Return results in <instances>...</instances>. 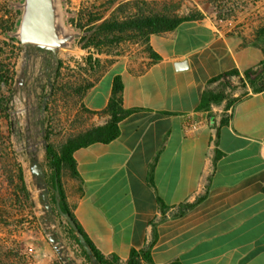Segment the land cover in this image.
Returning a JSON list of instances; mask_svg holds the SVG:
<instances>
[{
    "label": "crops",
    "instance_id": "0c3cea01",
    "mask_svg": "<svg viewBox=\"0 0 264 264\" xmlns=\"http://www.w3.org/2000/svg\"><path fill=\"white\" fill-rule=\"evenodd\" d=\"M236 3L194 1L201 18L157 20L148 43L160 59L122 57L84 94V107L101 112L120 76L123 107L136 109L115 140L76 150L79 176L62 179L67 205L104 255L264 264V89L254 90L264 84V55L247 30L216 18L217 5ZM236 77L246 92L222 93ZM206 92L223 98L202 108ZM108 120L93 115L86 128ZM190 121L199 128L186 135Z\"/></svg>",
    "mask_w": 264,
    "mask_h": 264
},
{
    "label": "rangeland",
    "instance_id": "374dc122",
    "mask_svg": "<svg viewBox=\"0 0 264 264\" xmlns=\"http://www.w3.org/2000/svg\"><path fill=\"white\" fill-rule=\"evenodd\" d=\"M9 1L0 0V99L3 96L8 98V110L4 112L0 108V135L10 137L22 164L30 198L36 204L38 227L27 223L19 229L10 228L5 233L10 246H14L15 241L19 244L25 255L24 264H52L56 259L62 260L50 236L57 238L65 264H87L80 249L68 238L67 221L50 214L45 204L41 203L43 188L38 187L40 181L31 171L32 162L38 160L46 178L50 171L45 153V133L49 134L50 142L59 147L70 134L87 127L92 116L83 111L82 101L75 90L98 77L91 68H99L102 73L122 57L139 59L147 54V45L131 32L117 34L111 44L103 43L104 39L94 41L88 37L77 41L71 49H61L57 63L51 52L25 48L6 37L5 33L15 27L19 17L16 10L9 7ZM194 1L201 0H66V9L76 14L75 25L81 20L83 30L87 31L114 15L124 17L135 14L140 8L156 21L173 22L180 16L197 12ZM217 8L216 18L221 24L241 27L239 31L247 30L255 45H262L260 31L264 28V0H238L231 9L224 4L217 5ZM60 63L62 67L57 82ZM54 81L60 87L55 94ZM8 88L11 89L9 93L6 91ZM238 89L246 92L239 78L222 81V93L231 95ZM41 122L43 125H36ZM62 179L66 180L67 175L63 174ZM19 201L22 202V198ZM48 203L55 207L49 199ZM17 208L16 220H20L25 216L22 217L19 212L26 214L27 211L20 203Z\"/></svg>",
    "mask_w": 264,
    "mask_h": 264
},
{
    "label": "trees",
    "instance_id": "16d2710c",
    "mask_svg": "<svg viewBox=\"0 0 264 264\" xmlns=\"http://www.w3.org/2000/svg\"><path fill=\"white\" fill-rule=\"evenodd\" d=\"M21 0H11L9 1V7L12 8L11 4ZM64 8L66 11V21L67 23L76 28L83 30V24L80 22L75 25L74 21L77 19L76 14L70 10L66 9V0H63ZM19 17L15 24V27L11 29L14 31L16 26L19 23L20 11L16 10ZM202 17V14L197 11L194 13H189L187 15L180 16L176 18L173 23L179 24L183 21L196 20ZM156 20L152 15H146L143 8L137 9L135 14H128L124 17L113 16L109 20H106L99 24L98 26L87 30L89 33L81 39H86L88 37L95 40L104 39L103 43L111 44L114 42L117 34H123L127 32L134 33L138 38L143 39L144 43L147 45V54L152 58L153 62L160 59L159 55L156 54L152 48L149 46V34L153 32L154 25ZM7 31L5 33L6 37L10 40L19 43L16 39L11 38L8 35ZM262 35V45H259L263 55H264V28L260 31ZM80 39V40H81ZM62 64L60 63L58 67V74L56 76L57 82H59L60 69ZM91 71L98 75L92 82L87 83L85 86H79L75 90L80 97L81 101L83 99L86 91L94 85V83L99 79V77L105 72L100 73V69L94 70L91 68ZM264 71V60L260 64V73ZM98 72V73H97ZM259 73V72H258ZM237 74L236 71L230 72L228 75ZM257 72L246 71L245 77L252 84L255 83L254 78H251L252 75L255 76ZM2 77H0L1 80ZM58 78V79H57ZM218 78H215L217 80ZM6 84V82H5ZM60 87L53 83V94L55 90ZM264 89V84L255 87L254 90L261 91ZM1 90V87H0ZM10 88L6 91L9 93ZM123 83L120 76H115L113 81V88L110 101L105 110L101 112H93L84 107L82 104L83 111L88 115H108L109 120L106 124L96 127H88L77 133L70 134L59 147H55L50 142L49 134L44 135L45 140V153L46 159L48 161L49 175H46L43 180L40 182L46 183L49 189L48 199L50 203L54 204L53 214H56L58 217H61L57 207H56V193L55 189L57 188L60 192V205L62 211L68 213L72 219L75 221L78 232L84 235L88 246L92 250V255H88L87 251L83 245L79 242L77 233L71 228V226L66 222V233L68 235L71 243L75 244L81 251L83 257L85 258L87 264H144L151 262L148 251H137L135 249L131 250L129 258L126 261H122L117 255H104L95 245L90 241L85 232L83 231L80 224L76 221L71 209L65 201V194L62 188V175L69 174L71 177L77 178L79 176L76 170V162L74 159V152L80 148L87 147L94 143H110L115 140L119 134V123L128 115L136 111V109H125L123 107ZM223 98L222 94H213L206 92L202 98V108H208L210 102H219ZM8 98L3 96L0 99V108L5 112L8 110ZM45 120L43 121V124ZM37 123L36 125H43ZM42 129H44L42 127ZM0 264H24L25 255L21 252L19 244L15 241L14 246L9 245V241L6 235V231L10 228L19 229L27 225L38 227L37 217L35 215V202L30 198L28 191L27 183L24 177L22 164L18 160L17 152L13 147V143L10 137H5L0 135ZM7 185L8 188L5 189L4 186ZM22 198V202L19 201ZM42 204H45L42 197L40 198ZM18 203L24 205L23 212H19L20 215L24 218L16 220L18 216L16 211H18ZM52 264H65L62 260L56 259ZM172 264H178L174 262Z\"/></svg>",
    "mask_w": 264,
    "mask_h": 264
},
{
    "label": "water",
    "instance_id": "95a60500",
    "mask_svg": "<svg viewBox=\"0 0 264 264\" xmlns=\"http://www.w3.org/2000/svg\"><path fill=\"white\" fill-rule=\"evenodd\" d=\"M11 6L20 11V19L15 30L8 32V35L16 39L25 48L34 47L51 52L57 63L58 52L61 49L73 48L77 41L89 33L88 31L76 29L67 23L63 0H21L12 3ZM31 171L39 181L44 179L45 172L38 160H33ZM38 187L43 188L41 197L45 202L47 211L52 214V205L48 203L47 184L39 182ZM55 193L57 197L56 207L59 214L77 233L78 240L88 255H92V250L88 246L84 235L78 232L75 221L68 213L62 211L59 198L60 192L57 188ZM49 239L54 244L57 254L64 260L61 255L62 249L57 245V238L50 236Z\"/></svg>",
    "mask_w": 264,
    "mask_h": 264
},
{
    "label": "built area",
    "instance_id": "2783aa9c",
    "mask_svg": "<svg viewBox=\"0 0 264 264\" xmlns=\"http://www.w3.org/2000/svg\"><path fill=\"white\" fill-rule=\"evenodd\" d=\"M198 128H199V124L198 123L190 121V122L186 123V126L184 128L185 134L189 135L190 133L198 130Z\"/></svg>",
    "mask_w": 264,
    "mask_h": 264
}]
</instances>
